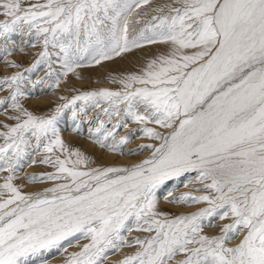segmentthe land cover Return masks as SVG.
I'll return each instance as SVG.
<instances>
[{"label":"snow or ice","instance_id":"1","mask_svg":"<svg viewBox=\"0 0 264 264\" xmlns=\"http://www.w3.org/2000/svg\"><path fill=\"white\" fill-rule=\"evenodd\" d=\"M150 2L0 0L4 52L11 55L14 34L28 37L23 44L42 50L25 71L44 64L57 84L85 59L100 64L143 43L170 47L141 74L122 78L123 91L102 89L69 102L108 103L102 112L118 119L112 129L101 121L92 134L102 147L127 144L132 133L119 141L115 135L129 121L138 125L132 132L160 141L139 145L151 155L131 167L81 170L87 158L66 146L56 126L68 105L47 118L33 115L18 99L25 95L24 74L0 80L15 85L0 105L10 99L18 113L10 117L17 122L0 131V172L8 173L0 183V264H26L73 237L90 243L67 264H104L110 251L125 246L136 251L118 264H264V0H173L153 9L159 14L130 36L129 17ZM57 62L64 69L59 74ZM41 148L50 155L40 162L56 169L46 178L66 182L24 194L13 183L15 173L29 149ZM193 172L203 194L170 202L206 207L174 218L158 212L160 185ZM215 220L223 223L206 233ZM133 230L148 235L128 239L124 233Z\"/></svg>","mask_w":264,"mask_h":264},{"label":"rangeland","instance_id":"2","mask_svg":"<svg viewBox=\"0 0 264 264\" xmlns=\"http://www.w3.org/2000/svg\"><path fill=\"white\" fill-rule=\"evenodd\" d=\"M172 3L173 0H151L149 5L136 9L129 17L130 36L137 34L151 20L153 15L159 14L154 12L153 9ZM166 11L167 9H165ZM3 19L4 17L0 15V20ZM26 39L28 37L21 36L19 33L13 35L12 40L14 43L8 45L11 55L4 52L3 41L0 40V80L15 75L17 72L24 74L22 91L25 95L18 99L23 108L32 112L33 115L47 118L56 114L57 107L68 105V107L62 108L58 115L56 126L60 130V135L66 146L72 150H79L87 158V165L81 166V170H87V168L131 167L151 155V149L139 150L138 146L148 143L158 146L160 141L148 139L138 131L132 132L138 125L131 121L128 122L127 129L121 127L116 132V141L132 133L130 141L125 145H121L119 150H110L108 147H102L97 142L92 134L100 127L101 121L104 122L105 128L112 129L113 124L118 119L114 116L109 120L107 113L102 112V109L109 106L106 101L101 100L99 107H95L91 101H76L75 105L69 102L78 95L102 89L123 91V85L119 81L129 74H141L151 59L168 53L170 50L169 45L143 43L141 47L132 48L130 51L124 52L111 60L101 61L100 64H89L88 60L85 59L81 62L83 66L76 67L74 71L68 72L66 76L61 75L57 84L56 75L49 76L48 73L52 69L44 64L31 72L25 71L35 63L38 53L42 50L40 45L33 48L23 44ZM21 48H23V51H21ZM55 59L53 57V60ZM13 62L18 67H12ZM53 69H55L56 74L64 71L58 62L53 64ZM14 87L15 85L11 87L0 85V99L9 97ZM11 104L12 101L8 99L5 105H0V131H6L5 124L14 125L17 122L10 118L18 114L15 109L11 108ZM121 108H123V105H121ZM74 112L75 115H73ZM77 126L78 131L74 130ZM153 127H157V130L165 135L170 131L160 129L155 125ZM2 143L3 139L0 138V144ZM107 143H113V138L110 137ZM29 153L30 155L21 161V167L17 169L16 179L13 181L22 193H44L45 189L66 182L46 178L47 174H55L56 172L51 164L40 162L50 154L45 153L42 148L39 151L29 149ZM57 154L59 155V153ZM33 161L36 162L33 163ZM7 174L6 172H0V183H3V177ZM195 175L194 172L186 173L179 179L174 178L160 185L156 190L157 211L166 214L168 218H174L178 215H190L206 207V204L203 203L182 204L170 202L174 197L178 198L184 193L203 194L202 191H197V189L202 190V185L195 183ZM33 176L37 177V180L33 181L31 179ZM186 184L187 187H185ZM169 192H171V196H168ZM220 223L223 222L215 220L214 226L205 227L204 231L214 234L217 231L215 225ZM124 235L128 239H133L137 236L143 238L148 234L133 230L130 233L125 232ZM87 243H90V238H70V240L63 241L59 248L42 250L40 253L30 256L26 264H67L71 254L79 252L82 246ZM135 251L136 246H125L119 251H110L104 260V264H118V261L123 260L127 255L134 254ZM177 259H180V257H177Z\"/></svg>","mask_w":264,"mask_h":264}]
</instances>
